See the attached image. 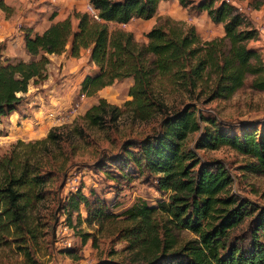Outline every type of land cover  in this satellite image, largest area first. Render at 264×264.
<instances>
[{
  "label": "trees",
  "instance_id": "16d2710c",
  "mask_svg": "<svg viewBox=\"0 0 264 264\" xmlns=\"http://www.w3.org/2000/svg\"><path fill=\"white\" fill-rule=\"evenodd\" d=\"M161 1L165 0H91L98 19L74 12L76 25L69 16L51 22L41 34L31 36L25 30L24 48L33 56L29 61L5 57L0 48V120L17 111L30 83L47 80L50 55L64 53L68 43L71 57L88 50L97 71L84 77L81 94L91 96L115 80H133L122 108L100 98L85 111L82 118L88 128L105 130L122 113L136 121L161 116L159 131L122 143L121 153L106 159L123 178L132 177L127 171L131 165L141 177H155L158 192L168 193L158 205L138 200L125 210L131 224L121 236L134 251L128 264H264V205L232 192L233 179L225 165L202 160L197 153L228 146L253 158V170L264 172V125L258 130L240 124L239 131H228L229 125L192 104L169 106L162 94L178 90L193 95L198 81L212 79V98H226L247 76L252 77V88L264 91L263 59L258 49L248 46L259 33L225 0H178L182 7L205 11L212 23L222 24L224 34L218 39L202 41L194 27L174 23L154 26L145 41H138L118 26L133 18L154 17ZM0 8L9 11L1 1ZM67 125L51 128L44 138L18 139L0 155V247H14L27 264L37 263L31 250L42 233L35 224L36 206L63 171L65 148L87 134L77 124L69 134L61 132ZM195 132L200 135L192 148L186 140ZM58 203L68 214L83 204L88 222L112 215L104 201L90 203L82 194ZM182 231L191 237L180 239Z\"/></svg>",
  "mask_w": 264,
  "mask_h": 264
},
{
  "label": "rangeland",
  "instance_id": "374dc122",
  "mask_svg": "<svg viewBox=\"0 0 264 264\" xmlns=\"http://www.w3.org/2000/svg\"><path fill=\"white\" fill-rule=\"evenodd\" d=\"M231 2L236 6L246 4L244 14L254 22V27L264 24V0ZM174 23L183 28L194 27L202 41L223 36L220 24L212 23L206 14L202 16L182 7L178 0L161 1L151 19L133 18L121 27L132 32L138 41H145V34L152 27ZM248 46L258 49L264 66V36L259 35ZM69 57V52L59 57L51 56L47 80L38 85L30 83L27 92L22 94L23 100L17 111L0 120V155L18 139L44 138L51 128L62 124H68L61 131L67 134L74 124L85 128L86 136L76 138L65 148L64 169L53 181L51 193L33 213L35 224L42 233L38 242L33 244L31 255L36 264H98L102 261L128 264L134 251L127 248L128 242L121 236L122 229L131 224L124 215L125 210L138 200L158 205L167 200L168 193L158 192L154 187L155 177H141L131 165L127 171L132 177L123 178L116 165L107 164L106 159L119 155L122 143L141 140L159 131L161 116L136 121L129 114L122 113L113 126L105 130L88 128L82 118L85 111L100 98L122 108L130 98L129 88L133 80L131 77L115 80L93 95L82 97L80 84L85 74L92 73L91 60L86 54L79 59ZM251 80L252 77L247 76L244 85L226 98H212V79L198 81L193 95L178 90H163L162 94L169 106L192 104L205 116L229 125L225 127L228 131H239L240 124H249L260 130L264 125V91L252 88ZM199 135L200 132L190 134L187 145L194 148ZM197 153L202 160L220 161L225 165L233 179L232 192L257 205H264V172L253 170V158L228 146L215 150L197 149ZM75 194H82L90 203L97 199L104 201L112 215L88 222L83 204L70 214L60 209L58 200L65 202ZM83 234H87L86 238ZM190 237L189 232L179 233L180 239ZM0 264L27 263L21 252L5 246L0 247Z\"/></svg>",
  "mask_w": 264,
  "mask_h": 264
},
{
  "label": "crops",
  "instance_id": "0c3cea01",
  "mask_svg": "<svg viewBox=\"0 0 264 264\" xmlns=\"http://www.w3.org/2000/svg\"><path fill=\"white\" fill-rule=\"evenodd\" d=\"M2 2L9 10L6 12L0 8V45H3L2 53L5 57L12 59L20 57L24 61L33 58L32 54L24 48L25 30H29L31 36L41 34L51 22L63 20L69 16L72 23L76 25L77 19L74 18V12H85L83 0H2ZM199 14L203 16L206 12L203 11ZM252 23L254 24L253 21ZM110 25H113V23L111 22ZM220 25L222 26V24ZM69 49L70 43L67 44L64 53H68ZM62 54H52L49 57H59ZM83 54L89 56V51H82L80 56ZM69 58L79 59L80 57L70 56ZM90 67H92V73L85 74L82 80L85 76L93 75L97 71V67L92 61Z\"/></svg>",
  "mask_w": 264,
  "mask_h": 264
},
{
  "label": "built area",
  "instance_id": "2783aa9c",
  "mask_svg": "<svg viewBox=\"0 0 264 264\" xmlns=\"http://www.w3.org/2000/svg\"><path fill=\"white\" fill-rule=\"evenodd\" d=\"M84 4H85V12L92 18L98 19V11L96 8H94V6L91 3V0H83ZM228 3H231V0H225ZM236 10L242 14H244V12L247 10L246 9V4H241V5H235ZM259 33V35L264 36V24H260L257 27H255ZM84 96V94H82V97Z\"/></svg>",
  "mask_w": 264,
  "mask_h": 264
}]
</instances>
